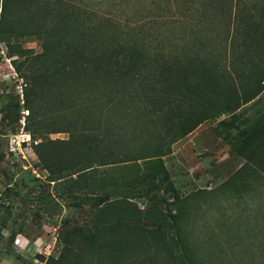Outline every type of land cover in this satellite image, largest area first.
Returning <instances> with one entry per match:
<instances>
[{
  "label": "rangeland",
  "instance_id": "1",
  "mask_svg": "<svg viewBox=\"0 0 264 264\" xmlns=\"http://www.w3.org/2000/svg\"><path fill=\"white\" fill-rule=\"evenodd\" d=\"M20 49L37 54L40 39L0 38V264H92L82 235L94 229L99 244L117 242L118 264H264V80L232 114L174 141L159 168L139 159L77 175V137L36 130L28 115L36 91L17 71ZM178 215L193 255L173 236Z\"/></svg>",
  "mask_w": 264,
  "mask_h": 264
},
{
  "label": "trees",
  "instance_id": "2",
  "mask_svg": "<svg viewBox=\"0 0 264 264\" xmlns=\"http://www.w3.org/2000/svg\"><path fill=\"white\" fill-rule=\"evenodd\" d=\"M24 35L41 43L19 54L17 71L36 91L28 115L36 130L77 137L71 174L139 159L159 168L174 141L262 90L264 0H0V38ZM177 218L173 236L193 255ZM97 235H82L92 264H118L117 242Z\"/></svg>",
  "mask_w": 264,
  "mask_h": 264
}]
</instances>
